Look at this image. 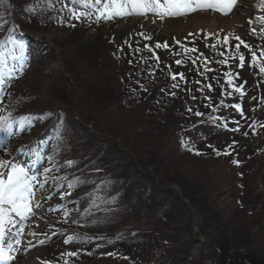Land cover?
I'll use <instances>...</instances> for the list:
<instances>
[{
	"label": "trees",
	"instance_id": "trees-1",
	"mask_svg": "<svg viewBox=\"0 0 264 264\" xmlns=\"http://www.w3.org/2000/svg\"><path fill=\"white\" fill-rule=\"evenodd\" d=\"M30 1L0 0V16L8 15V29L13 25V12L18 14L17 9L27 8L25 4ZM90 11L93 9L83 7L79 0L75 4L73 0H52L45 19L51 25L44 26L46 30L55 27L70 30L77 21H94L85 15ZM34 18L30 17L26 29H36ZM3 34L6 36V32ZM102 34L93 40L81 39L79 49L97 48L92 46ZM110 34L116 47L110 51L106 65L99 59L88 62V67H76L74 61L80 56L75 51L65 61L58 59L63 71L58 94L54 87L43 88L45 81L33 87L39 93L46 89L44 94L41 92L42 99H38L39 93H20L25 72L31 73L35 50L31 56L25 55L22 70L18 61H11L10 66L16 65L18 70L11 79L6 75L0 94V115L11 114L17 120L27 117L16 125L22 132L38 128L40 149L51 139L55 128L64 136L67 130L74 149L69 152H78L77 159H71L75 163L73 167L95 180L96 187L97 183L114 178L118 184L111 194L115 198L113 219L103 223L102 219L90 222L91 215L84 219H65V248L70 250H65L68 254L63 255L64 262L60 264H138L141 258L132 252L138 251L145 260L153 258L155 250L146 236L158 233L175 238L174 245L170 246L173 249L162 251L158 264H188L190 251L199 237L203 239L206 256L198 264H204L205 260L211 264H254L250 253L264 250V175H260L264 173V119L247 114L245 103L252 91L250 82L254 76L259 77L254 85L264 91V73L259 71L264 63L261 55L264 31L246 39L229 40L227 44L198 43L196 39L195 44L174 40L155 43L149 34L126 38L109 30L106 35ZM9 35L4 40L0 35V41L4 42L0 51L13 48L8 42ZM11 35L23 41L24 50L29 45L18 32ZM50 48L53 46L47 50ZM253 51L257 56L254 66ZM240 55L245 57L243 66ZM30 77L37 76L32 74L24 80ZM237 87L240 92L235 91ZM237 103L241 106L239 112L231 107ZM196 112L202 115L197 116ZM64 114L72 115L77 122L66 121L61 117ZM74 126L79 136L88 137L81 144L77 143L80 138ZM206 127L210 137L193 143L191 137ZM236 128L239 130L234 131ZM0 134L8 136L6 132ZM96 145L101 149L94 150ZM173 149L190 160L211 158L218 160L224 169L232 165L227 170L239 180L234 179L230 188L243 191L234 196L233 190L226 194L217 185L212 189L209 183H213L208 177H186L175 166L166 168ZM88 154L90 158H86ZM57 157L58 154L53 155L55 160ZM103 174L106 176L100 178ZM94 185H85L84 189H92ZM222 197L233 204L227 207ZM95 214L100 215L98 211Z\"/></svg>",
	"mask_w": 264,
	"mask_h": 264
},
{
	"label": "rangeland",
	"instance_id": "rangeland-1",
	"mask_svg": "<svg viewBox=\"0 0 264 264\" xmlns=\"http://www.w3.org/2000/svg\"><path fill=\"white\" fill-rule=\"evenodd\" d=\"M103 2L104 0H102V4ZM51 4L52 0H31L30 3L25 4V6L27 8H34V12L24 13L23 10L26 8L22 9V7H17L18 14L13 12L12 24L14 23L17 26L16 30L19 33H23L21 35L26 37L29 43L24 50V54H29V56H31L32 50L37 51V55L30 66L31 73L29 70L26 71L21 80L22 83L19 85L20 93H24L25 91L28 92V94L39 93L33 87L45 81L43 83V88L54 87L56 94H58L61 89L59 78H62L60 76L63 75L58 59L60 61H65V58L71 57L74 51L76 52V56H80L74 61L76 67L78 65L88 67V62L91 63L93 60L97 62L99 59H102V63L106 65L110 60V51L116 47L112 35L110 34L109 37L106 35L109 30H114L115 33H121L126 38L134 37L136 34L140 33L149 34L155 43H160L164 40H174L175 42L189 41V44H195L196 39L198 43L201 41L206 44H213L218 41L224 42L225 37H228L229 42V40L246 39L249 35H261V29L264 27V25L257 20V17L264 11V0H236L235 5L228 15H222L220 12L211 9H197L195 11H188L184 15L165 16L163 18L154 13H146L143 16L132 14L114 16L111 19H104L101 17L97 20V16L100 14L93 9V11L88 12L91 13V15H87L88 18H93L94 21L91 23L83 20L75 22V28L73 25V29L70 30H65L63 28V30H59L60 28L58 29L56 27L46 30L44 24L51 25L50 21L46 23L45 20L46 17L49 16L47 12ZM7 16L8 15H3V20L0 21L5 25L3 29H0V35H3V38L1 37L3 40L9 35L7 31L9 21L6 22ZM33 16L35 17L33 22L36 24V29L35 27L34 30L26 29L25 25L29 24L28 20L30 21V17ZM210 18L216 23L215 27H212V23L209 21ZM249 20L253 21L251 25L248 23ZM229 21L235 22V28H227V23ZM3 32H6V36H4ZM100 32L103 33L101 39L97 44L92 46L97 48H93V50L89 49V51H81L82 48L79 49L82 46L81 39L87 41L86 39H92ZM154 38L156 39L154 40ZM191 38L194 39L192 40ZM51 46H53L54 49L50 48V50H47L48 47ZM98 46H100V48L96 51ZM12 49L13 48L10 47V49H3L2 51L8 53ZM99 53H103L104 55H100ZM27 59H30V57H27ZM10 60H12L11 56L6 57L8 66H10ZM263 64L262 62V65ZM50 72H53V74H49ZM32 74L37 77H30L24 80V77H29V75L31 76ZM54 74L59 76L56 77ZM258 79L259 77L254 76L250 82L252 91L245 106L247 114L252 113L257 119H264V91L258 89V87L254 85ZM7 84L8 83H6V85ZM19 86L17 88H19ZM42 91L44 94L46 89L41 90V92ZM41 92L37 95L38 99H42L43 95ZM67 115L68 116L65 114L63 116L61 115V117L65 118L66 121L70 119L71 122H77L73 120L72 115V117L69 114ZM47 122L49 123L51 120ZM48 123H46V125H49ZM13 127V135L3 137V135L0 134V160L8 161L9 165L16 164L19 167H23L28 172L29 176L35 175L37 181L33 185L35 195L29 201L30 211L27 213V218L21 220L13 214L12 219L16 223L11 231H9L10 226L5 224L3 241L4 254L3 257L0 258V264H22L26 258L33 264H60L64 262L63 255L68 254L65 253V250H70L65 248L66 237L63 235L65 231L63 229L65 219H84L88 215L92 216L90 217V222L95 223L101 219V223L105 220L113 219V199L115 198L114 195L111 194H113L114 189L118 187V184L114 183V178L109 181L101 182L100 184L97 183L98 186L96 187L95 180H90L87 178V175H81L83 173L80 171V168L73 167L75 163L70 167L67 166L68 161L77 159L75 157H78L77 151L76 154L69 152L74 151V149L72 148L73 143L69 138V132L67 130L64 131L67 133L65 134L67 136H64L55 128L51 139L48 138L43 148L40 149V145H42L39 141L41 132L37 131L38 128L36 130L22 132L19 125L15 124ZM74 129L78 135L76 136L80 138L77 143L81 144L83 138H88L87 136H79L78 129L75 126ZM19 132L20 134L18 135ZM53 134L55 135L54 137ZM209 137L210 133L208 127H206L201 133L192 136L191 140L193 143H199L202 142V139H208ZM228 141L229 140H227V142ZM96 149L100 150L101 148L99 145H96L94 150ZM55 154H58L57 160L53 158ZM170 155V164L166 168L175 166V168L186 177L198 179L208 177L213 183H209L212 189H216L217 185L221 190L226 191V194L233 190L235 191L232 194L234 196L243 191L234 186V189L230 188L234 183V179L239 180L236 174L234 175V173L228 171L232 169V165H228L229 168L226 167V169H224L220 166L221 164L218 160H213L211 158L190 160L180 155L178 150L175 149L172 150ZM90 156L91 154H88L86 158H90ZM50 157L53 158L54 163L49 162ZM108 160L110 159L108 158ZM45 168L49 169L47 174L44 172ZM8 170L10 169H5V171ZM260 175L263 177L264 173ZM102 176L106 175L103 174L100 178ZM45 179H47V183H45L44 188L38 190L40 182ZM76 181H80L81 183L76 184V186L72 188L68 187L69 182L75 184ZM94 183L95 185L92 189H84L85 185H92ZM262 184L264 186V183ZM171 188L175 191L178 190L172 186ZM66 199L70 200L66 201ZM222 199V203L227 207L233 204L232 201H225L226 197H222ZM242 205H245V203H242ZM84 211H88V214L84 213ZM96 211H98L100 215H96ZM97 217L99 218L98 220ZM13 232H18L19 235H13ZM197 234L198 230L195 228L194 235L196 236ZM146 237L154 247V257H147L148 259L146 258L145 260L138 251L132 252L133 256H139L141 258L138 264H151L153 261V264H158L162 257V251L164 253L168 252V250L171 251L173 247L170 246H173L175 243L174 237L170 236L169 238L167 235L164 236V233ZM17 239L20 241V244H16ZM196 239L197 244H195L190 251L188 264H198L203 261V256H206V252L202 246L203 239L200 237ZM29 241H31V244L28 243ZM167 243H169V246H167ZM9 245H11V248H9ZM148 247H151V245ZM71 249L73 250L74 248L72 247ZM250 257L254 264H262L264 263V250L250 253ZM205 261L204 264H211L207 260Z\"/></svg>",
	"mask_w": 264,
	"mask_h": 264
},
{
	"label": "snow or ice",
	"instance_id": "snow-or-ice-1",
	"mask_svg": "<svg viewBox=\"0 0 264 264\" xmlns=\"http://www.w3.org/2000/svg\"><path fill=\"white\" fill-rule=\"evenodd\" d=\"M77 2L78 0H73L74 4ZM79 2L82 3L83 7H89L98 12L100 15L97 16V20H99L101 17L104 19H111L114 16L132 14L143 16L146 13H154L163 18L165 16L184 15L188 11H195L197 9H211L213 11L220 12L222 15H228L232 10V7L235 5L236 0H162V2L161 0H104L103 4L102 0H79ZM25 11L32 13L34 12V8L28 7ZM85 15L90 16L91 13H86ZM74 18L79 19L78 16ZM2 20L3 18L0 16V21ZM257 20L264 25V15L258 16ZM248 23L251 25L253 21L249 20ZM4 26V23L0 22V29H3ZM16 27L17 26L13 23V25L8 29L10 33L8 42L13 45V49L8 53L0 51V93L3 92L6 75L8 79H11L13 73L18 70L16 65H7L6 57L11 56L13 61H18L20 64L19 70H22L23 63L26 59L23 41L17 40L14 35H11V33L16 31ZM261 30L264 31V27H262ZM3 43L4 42L0 41V47L3 46ZM224 43H228V37L224 38ZM241 43L243 42L241 41ZM156 47H160V45H156ZM165 47H167V45H165ZM239 47L240 45L237 44V49H239ZM244 47L251 51L249 45L244 44ZM16 52H19V55H16ZM261 55L264 56V52H262ZM244 59L245 57L243 55L239 56L241 66H243ZM251 59L254 66L257 59L254 51ZM177 63H179V61H177ZM259 71L264 73V65L260 67ZM235 91L240 92L241 89L237 87ZM231 107L235 108L238 112L241 108L238 103L231 105ZM189 110L191 111V109ZM240 114L243 115L242 112ZM45 115L50 116V114ZM195 115L200 116L202 113L196 112ZM27 119V117H20L18 120L13 119L11 114H9L8 117L0 115V132H6L9 136H11L14 134L12 131L13 125L23 123ZM235 123H238V121ZM233 130L238 131L239 129L236 128ZM217 154L219 155V153ZM49 162L54 163L53 158L50 157ZM233 163L235 164L237 162L234 160ZM72 164V161L67 162V166L69 167L72 166ZM5 169L10 170L5 171ZM44 172L47 174L49 169L45 168ZM36 181L37 177L35 175L29 176L28 172L23 167H19L16 164L9 165L8 161L0 160V258H2L4 254L3 241L5 224L10 226L9 231H11L12 228L15 227L16 223L12 219L13 214L21 220L27 218V213L30 211L29 201L35 195L33 185ZM45 183H47V179L40 182L38 190H42ZM79 183L81 182L76 181L75 184L69 182L68 187L72 188ZM13 235H19V233L13 232ZM28 243L31 244V241ZM16 244H20L18 239L16 240ZM9 248H11V245H9Z\"/></svg>",
	"mask_w": 264,
	"mask_h": 264
},
{
	"label": "bare ground",
	"instance_id": "bare-ground-1",
	"mask_svg": "<svg viewBox=\"0 0 264 264\" xmlns=\"http://www.w3.org/2000/svg\"><path fill=\"white\" fill-rule=\"evenodd\" d=\"M210 23H212V27H215V22L214 20H211V18L209 19ZM235 22L229 21L227 23V28H235ZM22 264H33L31 261H28V259L26 258Z\"/></svg>",
	"mask_w": 264,
	"mask_h": 264
}]
</instances>
